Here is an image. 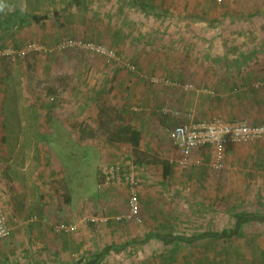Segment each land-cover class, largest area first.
<instances>
[{
    "label": "crops",
    "instance_id": "1",
    "mask_svg": "<svg viewBox=\"0 0 264 264\" xmlns=\"http://www.w3.org/2000/svg\"><path fill=\"white\" fill-rule=\"evenodd\" d=\"M197 1L0 0V50L23 48L33 30L45 41L79 38L107 45L120 54H132L139 68L130 63L138 71L152 73L163 71L158 58L163 47L158 40L170 35L184 37L191 45L182 46L178 54L183 57L176 64L163 60L167 80L181 84L200 80L202 85L198 86H205L204 81L219 86L226 79L225 72L240 74L239 78L263 79L264 46L199 47L206 39H220L229 16L222 17L219 5L210 10L208 4ZM33 16L41 19L34 22ZM228 21L236 25L232 28L237 35L253 40L262 34L264 38V10L245 11L244 15L230 16ZM177 32L181 34L175 37L173 33ZM143 38L153 46L144 52L139 43L133 46L134 40L142 42ZM195 55L214 56L223 64L219 76L213 70L211 76L209 71L205 76L196 72L199 67L189 63L196 62ZM6 60L0 58V74L9 68ZM121 69L114 74L110 68L105 69L104 78L109 80L100 85L102 88V82H109V96L103 89L93 95L75 86L69 129L78 144L93 147L101 157L96 173L98 189L92 197L74 201L65 184V170L57 162H0V208L13 229L9 238L0 240V264H221L241 259H237L235 248L218 255L211 250L213 245L219 250L230 247L231 243L224 240L234 239L232 235L242 228L238 219L245 212L257 213L256 200L264 204V141L228 146L224 170L212 168L209 149L195 151V164L181 167L175 163L179 152L170 140V131L189 121L192 109L198 110V120L224 117L237 121L239 115L214 103L213 96L202 87L168 89L153 82L152 77L138 78L137 73L127 70L126 76ZM84 83L87 87L86 80ZM88 85L94 90L96 81L88 80ZM110 102L113 104L109 108ZM260 107L264 111V103ZM165 110H178L182 115L166 114ZM51 116L49 122H62L59 114L58 118L55 113ZM117 162L135 164L141 225L115 220L129 209V192L124 184L99 189L101 169ZM31 166L37 167L35 173L30 172ZM26 168L29 172L24 171ZM14 172L17 174L12 176ZM80 220L76 234L55 230L58 224ZM261 223L257 228L264 230ZM241 260L247 261L244 257ZM256 260L264 261V256Z\"/></svg>",
    "mask_w": 264,
    "mask_h": 264
},
{
    "label": "rangeland",
    "instance_id": "2",
    "mask_svg": "<svg viewBox=\"0 0 264 264\" xmlns=\"http://www.w3.org/2000/svg\"><path fill=\"white\" fill-rule=\"evenodd\" d=\"M189 1L195 3L197 0ZM197 2L199 4L201 2H205V4L209 2L210 10L213 8L209 0H198ZM261 2L262 0H228L226 3L219 5V11L222 17L226 18L228 16L230 18V16L244 15L245 11H247L248 14L253 10L263 11L264 6L261 5ZM229 18H227L226 23L223 24L226 27L222 34H220L219 40L212 42L206 39L203 44H198L199 47L201 45L206 48L211 46L223 48H228L230 46H264V38L261 39L262 34L257 35L253 40L248 38V36H242L241 34L237 35L234 28H232V26L236 27V25H231L228 21ZM170 21L174 22L173 20ZM174 28H176L175 25ZM173 34L176 37L178 34L180 35L181 32ZM182 38H170L169 35L166 39L158 40L161 44L160 47H163V49L161 48L159 51L160 56L158 58L162 60V62L163 60L169 61L170 65L176 64V60L181 59L182 55H179L178 52L181 51L182 46L186 47V45H191V41L189 43L184 37ZM143 39L146 41L141 39L142 42H137L134 40L133 46L139 43L141 45V51L144 52L148 49V46H153H150L151 43H148L147 38ZM57 42V40L45 41L39 39L37 33L30 30L28 39L23 42L25 43L23 46L29 43H43L48 46H53V44ZM96 44L100 43L96 42ZM113 50L116 51L115 49ZM119 56L122 59L124 58L126 62H132L136 64L137 67L139 66L137 65V59L135 61L132 54H120ZM195 56L196 62H191L189 60V63H191L193 67H199V70L196 72L200 73L201 76L202 74L205 76V72L209 71V75L211 76L213 70L216 71V74L219 76L223 64L220 65L214 56ZM4 59H7L6 62L9 68L0 74V85L2 86L0 87V95H3L0 100V131L2 132L0 133V162H18L20 165H23L24 162H57L63 166L65 170L62 171L66 175L64 177L65 184L69 188L73 200L84 202L97 192L98 178L96 173L101 163V157L93 147L78 144V139L76 140V138L72 136V132L69 129V127H72V102L74 101L73 95L76 90L75 86L78 85L77 87L80 88L81 91L85 93L87 90L93 95H97L98 92H101V89L108 92L110 90L108 88L109 82L108 84L106 83V85L102 82V88L100 85L101 81L106 79L107 82L109 80L107 79L108 77L104 78L105 69L110 68V73L114 74L116 70H120L121 67L114 62L108 61L104 57L94 56L81 50H70L52 56H41L36 53H29L23 58L11 56L4 57ZM172 59L174 60L172 61ZM162 62H160L159 68H162L163 71L151 73L148 70L141 71L139 69V73L145 75L147 78L155 77L159 80H167L166 76L169 74H167L168 71L162 66ZM123 69L122 67L121 70L128 76L126 73L127 71ZM138 78H140L139 75ZM176 78L179 79V81L184 79L183 77ZM84 80L87 82V87L84 86ZM88 80L92 82L96 81V85L93 87L94 90L91 89V85H88ZM183 81L188 80L184 79ZM4 82L6 86H4ZM195 82L193 81L192 84L187 85H192L194 90L201 89V87L205 89V91L208 90V92L214 90L216 95H218L216 92L218 91L217 85L204 81L203 84L205 86H198L200 80H196ZM208 82H212V79ZM165 88L180 89V87L168 86H165ZM220 90H223V88ZM220 94L224 95L222 91H220ZM109 95L110 93L108 92V96ZM112 104L111 102L109 103V108ZM53 107L57 108L59 111H53ZM255 109L257 110H236L234 115H239L237 121L248 122L252 125H264V119H262L264 118V111H260L261 107ZM193 111L192 109V112ZM176 112H178L180 116L182 115L180 111L177 110ZM52 113L56 114V118H58L57 116L59 114L62 122L55 119L51 120V125H49L50 122L48 119L52 118ZM77 138H79V136ZM80 138L84 139L85 136H80ZM29 165H31V163H29ZM13 169L18 171L16 168ZM36 169V166H31L30 172L34 171L35 173ZM24 171L29 172V169L26 168ZM16 174L17 173L14 172L12 176ZM81 221L82 220L72 224L80 225Z\"/></svg>",
    "mask_w": 264,
    "mask_h": 264
},
{
    "label": "built area",
    "instance_id": "3",
    "mask_svg": "<svg viewBox=\"0 0 264 264\" xmlns=\"http://www.w3.org/2000/svg\"><path fill=\"white\" fill-rule=\"evenodd\" d=\"M221 5L227 0H214ZM70 50H81L85 53L101 56L110 62L116 63L131 73H137L140 77L146 78L140 74L137 67L122 60V58L113 49L88 42L82 39H64L53 46L42 45L40 43H29L23 48L14 49L7 48L0 50L1 57L15 56L23 58L29 53L36 54H53L64 53ZM151 80L155 83H163L168 87H180L184 90H193L192 85L180 84L170 80H159L152 77ZM210 96H215L214 92H207ZM165 113H173L170 110H165ZM189 121L175 127L170 132V140L179 152V158L175 162L183 168H188L194 165V152L202 149H209L212 155V168L215 170H224L226 168V150L230 145H242L256 141H264V125H252L244 121H231L224 117H215L211 120H198V110H194L189 114ZM102 181L99 184V189L107 187H118L124 184L129 192V209L126 213L115 217L118 222L133 221L141 225V205H140V184L135 169L134 162L124 164L117 162L112 165H106L101 169ZM79 225L76 224H58L55 227L60 233L76 234ZM12 227L8 224L6 213L0 208V240L7 239L11 236ZM261 264H264L262 262Z\"/></svg>",
    "mask_w": 264,
    "mask_h": 264
},
{
    "label": "trees",
    "instance_id": "4",
    "mask_svg": "<svg viewBox=\"0 0 264 264\" xmlns=\"http://www.w3.org/2000/svg\"><path fill=\"white\" fill-rule=\"evenodd\" d=\"M212 7L213 5H219L214 0H209ZM209 5V2H207ZM224 4V3H223ZM213 9V8H212ZM216 10V9H215ZM31 15V14H30ZM41 19V17L33 16L32 21L38 22ZM31 24V22H30ZM42 45H46L43 43H40ZM231 47V46H230ZM228 47V48H230ZM15 49V48H14ZM61 53H53V54H42L41 56H52V55H59ZM40 55V54H39ZM226 73V74H225ZM224 73L225 80L222 79L220 81L218 86V95H215L211 97L213 102L216 103L218 106L222 107L225 111L229 112L231 110L232 113L236 112V110H256L255 108H259L264 103V78L253 80L254 77H238L237 76L227 74V72ZM231 76L233 78L231 79ZM260 83L257 85L256 83ZM223 88V90H220ZM220 91L223 92L224 95L220 94ZM226 113V112H225ZM229 119V118H227ZM235 120V119H230ZM256 205H258L259 209L254 213H247L245 212L244 217L239 220L238 224H242V228L240 227L233 238L224 240L226 243H231L230 247H224L223 249L219 250L216 246H214L212 243L210 245H213L211 251H214L215 254L218 255L220 251H222V254H226L227 252H230V248H235V254L237 259L239 258H246V262L242 261L241 259L238 260L237 264H261L264 261L257 262L256 259L262 258L264 256V230L257 228V226L262 225L261 222H264V204L261 202V200H256ZM237 209L240 210V212L244 213V209H240L239 206H237ZM257 209V208H256ZM253 211V210H252ZM240 216V214L237 215V217ZM245 223V224H244ZM244 225V226H243ZM239 226V225H238ZM217 233V232H215ZM209 234V232H206V235ZM219 234H225L224 232H219ZM236 241V242H235ZM211 242L217 243L216 240L211 239ZM236 243L237 245H234L233 243ZM262 248V249H261ZM217 252V253H216ZM246 252H251L252 255H246L244 256ZM221 254V255H222ZM250 256L253 258L251 259ZM251 259V260H250ZM221 264H233L230 262H224Z\"/></svg>",
    "mask_w": 264,
    "mask_h": 264
}]
</instances>
